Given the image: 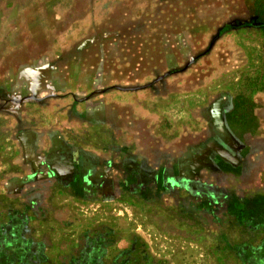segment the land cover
<instances>
[{"label": "rangeland", "instance_id": "rangeland-1", "mask_svg": "<svg viewBox=\"0 0 264 264\" xmlns=\"http://www.w3.org/2000/svg\"><path fill=\"white\" fill-rule=\"evenodd\" d=\"M0 264H264V0H0Z\"/></svg>", "mask_w": 264, "mask_h": 264}, {"label": "trees", "instance_id": "trees-1", "mask_svg": "<svg viewBox=\"0 0 264 264\" xmlns=\"http://www.w3.org/2000/svg\"><path fill=\"white\" fill-rule=\"evenodd\" d=\"M218 155H219V154H218V153H216V154H214V156H213V157H215V158H216ZM216 162H217V161H216Z\"/></svg>", "mask_w": 264, "mask_h": 264}, {"label": "bare ground", "instance_id": "bare-ground-1", "mask_svg": "<svg viewBox=\"0 0 264 264\" xmlns=\"http://www.w3.org/2000/svg\"><path fill=\"white\" fill-rule=\"evenodd\" d=\"M205 151V150H204Z\"/></svg>", "mask_w": 264, "mask_h": 264}]
</instances>
